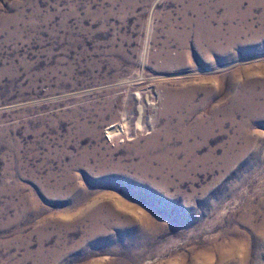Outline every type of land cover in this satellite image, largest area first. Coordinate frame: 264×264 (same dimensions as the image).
<instances>
[{
    "label": "rangeland",
    "instance_id": "374dc122",
    "mask_svg": "<svg viewBox=\"0 0 264 264\" xmlns=\"http://www.w3.org/2000/svg\"><path fill=\"white\" fill-rule=\"evenodd\" d=\"M0 264H264V0H0Z\"/></svg>",
    "mask_w": 264,
    "mask_h": 264
}]
</instances>
